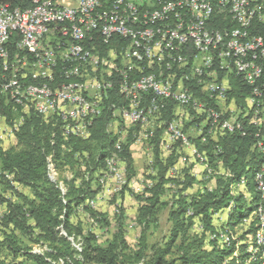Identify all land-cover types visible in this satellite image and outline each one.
Returning <instances> with one entry per match:
<instances>
[{
  "label": "trees",
  "instance_id": "1",
  "mask_svg": "<svg viewBox=\"0 0 264 264\" xmlns=\"http://www.w3.org/2000/svg\"><path fill=\"white\" fill-rule=\"evenodd\" d=\"M6 1L12 5H27L26 0ZM212 25L219 27L222 26V22L218 21ZM253 26V29L258 30L259 33H264V24L254 23ZM56 32L58 31L49 32V35L53 34L50 37H55ZM99 35L98 31H93L91 37L86 38L82 45L91 51L92 55L98 56L100 59L104 57L108 62L110 61L108 54L111 50L120 52L122 46L128 43V39L121 37H112L104 41L103 37ZM18 40L19 35L13 32L6 42L5 46L9 45L10 49L7 50L8 56L10 55L8 62L12 60L11 52L17 51ZM188 46L184 47L185 50L184 48L180 49V53L179 51L175 52V55L179 53L183 57L186 56L184 60L187 58V65L185 63L179 69L174 67L167 70L163 63L161 65L156 62H139L133 59V64L139 62L137 64L139 67L134 66L139 68L138 70L124 68V61L120 59L116 60L114 68L125 70L130 79L139 77L141 72L143 75L160 71L166 73L165 77L170 73V77H174L173 79L177 83L181 76L189 74V69H191L196 56L195 49L193 47L190 49L191 45L189 48ZM188 49L190 50L188 51ZM64 63L62 60H57L56 63L54 76L58 83L64 82L63 77L59 76L61 70L68 64V62ZM103 67L90 68L88 73L92 74L95 70V75L100 76ZM211 69L217 73L219 82L222 78L226 79L229 86L226 91L228 97L234 98L240 103H243L245 99L247 101L251 89L248 84H244L234 74L226 75V70L219 69L218 65H213ZM103 71L106 72L107 69ZM109 72L111 74L103 73L104 81L110 83L109 87L104 89L99 96L92 97L101 104H99V113L92 119L85 136L65 134L60 119L55 116L40 115L33 109V111L22 113L18 119L21 121L18 129L14 131L15 145L3 148L0 140L1 191L10 190L14 197L12 201L6 202L7 212L2 218L4 232L0 238V246L11 250L19 258V260L10 262H5L0 258V264H244L248 258L245 245L236 246L233 242L230 246L225 247L215 240L208 239L209 234L226 224L233 226L234 223H241L253 208L251 201L247 208L241 210L243 198L238 195L234 198L236 206L229 213L226 222L219 228L213 225V215L222 211L230 199V185L242 178L251 181L263 162L261 153L256 147L257 142L261 140L260 126L247 121L244 117H236L235 122L240 123V130L245 135L235 131H228V133L218 131L214 138L205 132L192 139L188 136L196 147L197 153L205 158L206 171L212 173L213 165L218 163L217 160H220L223 171L214 175L213 188L188 195L185 192L191 188L194 176L190 173L189 167L182 169L180 178L183 180L180 182V188L168 213V219L171 222L169 235L164 243L158 242L149 246L146 242L144 230L149 223L156 220L158 208L166 204L160 200V197L164 192V184L171 181L172 177L168 174L177 162L178 150L181 146L180 141H175L171 144L169 154L165 157L161 156V148L164 144L162 135L168 123L174 120L176 107L179 106L170 98L157 100V112L148 126V129L153 128L152 135L151 130L145 131L148 132L146 140L151 146L153 157L150 169L154 172L153 175H148V178L154 179V183L145 189L147 195L141 199L143 204L138 208L137 222L141 225V234L137 245L134 248L129 247L124 238L121 223H118L109 239L103 243H97L96 237L91 231L84 230L79 227V224L74 225L70 221L76 208L82 206L86 200L96 194L97 186H94L93 182L98 174L105 169L106 158L111 152L115 153L119 162L123 164L127 181L134 176L133 157L130 152L134 135L129 133L126 141L121 144L118 143L116 136L110 130V125L117 120L116 111L127 110L130 102L119 88L121 79L118 76L119 73H116L112 68L109 69ZM201 79V83L197 81V78H183L181 81L183 86L187 87L194 96L204 101L207 106H212L213 101L203 91L202 86L208 78L203 75ZM39 81L30 77L27 79V82L33 84ZM3 95L5 94L0 92V116L4 117L5 123L11 127L15 122L13 108L20 109L23 106L6 103ZM148 95L150 93L142 95L146 98L141 99V107L149 106L151 96ZM263 103L264 92L261 105ZM179 107L185 110L187 115L193 114L187 107ZM226 117H228L227 114L220 118L227 119ZM157 119L162 121L160 126L157 123V125L154 124ZM191 119L201 123L205 118L202 114L196 113ZM257 119L258 121L262 120V112L259 113ZM135 124V130L143 126L139 122ZM209 124L210 122L206 120L203 130L207 129ZM183 131L186 133V124ZM116 144L117 147L114 148ZM54 172L62 173L60 176L61 185L54 181ZM10 176L18 186L27 188L30 193L25 194L12 187L6 179ZM0 199L5 201L1 195ZM82 208L87 210L96 221L102 220L100 214L92 211L88 206ZM188 212L191 214L189 215ZM117 216L120 222L123 218L121 210L117 212ZM195 221L202 226L200 233H194L191 230ZM9 227L18 230L21 234L35 235L36 239L46 243V248L36 251L19 245L14 233L6 232ZM252 230L253 226L251 225L246 232L240 235V239Z\"/></svg>",
  "mask_w": 264,
  "mask_h": 264
},
{
  "label": "bare ground",
  "instance_id": "2",
  "mask_svg": "<svg viewBox=\"0 0 264 264\" xmlns=\"http://www.w3.org/2000/svg\"><path fill=\"white\" fill-rule=\"evenodd\" d=\"M51 1L53 0H26L27 5L21 6L12 5L6 0H0V27L4 28V30L0 32V50L6 47L5 45L9 36L15 32L19 35L16 49L18 51V57L21 60L20 63L8 66L12 61L8 62L10 56H8V51L4 50L0 53V74L6 70L8 73V76L0 77V92L10 96H20L23 95L24 92L27 93V96H22L13 101L15 105L23 106V108L30 105V100H39L42 105H50L51 95L88 96V87L90 85L94 87L95 93L91 94L92 100L82 99V106L84 108H93V101H97L92 97L99 96L110 84L104 81L103 73L105 71H103V69L100 72V76H96L95 70H93V73L90 75L92 77L89 79L85 78L89 74L88 69L109 65L106 58L101 57L102 59H95V57L98 56L92 55V52L85 49L82 45V42L86 38L91 37L93 31H98L104 41L112 37L128 39L127 45H123L124 47L122 46L121 48L120 54L122 53V56L119 54L120 58L122 57L120 59L121 61H123L124 51L130 50V57L135 61L163 63L167 70H171L174 67L179 69L183 67V64H185L187 60V58L184 60L186 56L183 57L179 54L181 51L180 49L191 45L190 49L193 47L195 51L199 48L209 49V56L213 57V59H217L225 69L237 70L239 67L240 71L257 72L262 71L264 67V48L254 52L253 61H251V63L242 62L240 57L231 55L233 45H252L264 40V33H259L258 30L253 29L255 26H253L254 23L264 24V0H229L232 3H236L230 6L226 4L228 0H148V5H142V7L130 6L136 5V0H109V2H107V0L106 5L102 4V0H94L97 1L93 4V12L96 15H115L122 17L121 20H117L116 24H105V19H97V25L92 29H87V22H80V30H83V34L79 37L67 35V39L64 38V34L60 30H57L58 32H56L57 34L55 33V37H50L55 30H49V32H52L49 35V39L57 46V50H54V57H63L64 52L65 58L59 59H55L52 53H45V51L38 50V44H26L30 43L29 35H34L36 23L45 24L47 23V17L57 16V7L61 9L71 8V1L56 0V3H51ZM260 3L261 6H263L262 10L255 12ZM190 5L203 6L207 13L206 18L200 20L197 18V13L195 12L184 13V18L160 15L168 9L177 7L178 9H187ZM143 12L150 15L147 16L143 14ZM241 16L242 19H240ZM30 19H32V21H30ZM218 21L222 22V26L218 27L212 25V23ZM67 23H74V16H67ZM181 26H183L184 31H178V33L171 32V30H175L177 27ZM21 31L27 33H22ZM185 32L197 33L195 37H190V39H188L185 38ZM210 37H213V42L204 41V39ZM177 41L179 48H177ZM137 44L143 45V49H133ZM157 47L162 49V55H158L157 58L149 61L151 50H156ZM190 49H188V51ZM177 51H179V53L175 55ZM57 60H62V63L68 62L66 67L59 73V76L63 77L64 82L58 83L54 76ZM193 61L191 67L200 65L199 56L196 55ZM139 62H137V64H139ZM137 64H134V66H138ZM185 65H187V63ZM218 67L221 69L220 65H218ZM110 68L114 69L116 73H119L118 76L121 77V79L119 78L121 93H124L125 88L128 86H135L137 87V95L142 96L144 93H150V87H148L150 84L153 86H165V81H169L167 77H170V73L165 77L162 76L163 74L159 71V73H148L143 75L141 72L139 77L130 79L125 70L115 69L114 63L112 62H110L109 69ZM211 68L212 66L207 69H189V74L180 75L181 78H179L177 83L175 82L176 80L174 81V79H172L173 86L169 87V90L153 91L149 101L150 104L146 108L140 106L141 96H125L134 109L131 111H127L128 109L123 110V112L135 111L136 113H143V117L139 119L138 122H145L149 116L151 117L157 112V100L170 98L177 104L183 105L188 109L191 108L200 115L202 114L209 122L210 117L218 116V118L221 119L220 117L223 115L222 111H218L212 106H207L204 101L194 96L187 87L183 86L181 81L183 78H197V81L201 83V76L210 73L217 78V73ZM105 73L111 74L107 71ZM227 74H234L236 76L233 71H226V75ZM45 76H47V78ZM29 77L40 81L36 84L29 83L27 82ZM241 81L244 83L243 80ZM219 83L223 88L221 90V97H225L229 86L226 82ZM208 92L211 97L214 96L213 91ZM262 97L263 92L250 89L246 104L260 106ZM57 108H65V101H57ZM33 109L40 115L51 116L45 115L43 107H33ZM98 113L99 104L98 111L95 112L93 118ZM259 113L260 112L253 113L254 121H258L257 117ZM144 117L146 118L144 119ZM93 118L89 119V113H78V120L89 121L86 125H75V133L66 131V128L63 127L65 134L85 136ZM221 120L224 121L225 124H234V120H231L230 117ZM62 121H71V114H62ZM130 121L136 122L135 120ZM237 122L238 121L235 122V126L238 128L240 123L238 124ZM169 124L174 128L172 121L168 123V125ZM7 128H9V131H7L11 132V127L7 126ZM238 129H241V127ZM176 131H179V129ZM184 141L186 142V140H183V142ZM260 141L257 142L256 147L260 151V155L264 162L263 145H259ZM115 147H117V144L114 148ZM111 153L107 156L105 161V168H107L108 173H113V171L110 170L112 166L110 161L113 162L118 160L115 153L112 155ZM263 162L260 164L254 178H259V170L263 168ZM114 171H117L118 176H124L123 170H118V168L116 170L114 167Z\"/></svg>",
  "mask_w": 264,
  "mask_h": 264
},
{
  "label": "built area",
  "instance_id": "3",
  "mask_svg": "<svg viewBox=\"0 0 264 264\" xmlns=\"http://www.w3.org/2000/svg\"><path fill=\"white\" fill-rule=\"evenodd\" d=\"M71 1V8L69 9H61L58 8L57 16H49L47 17V23L38 24L36 23V28H34V35L30 36V43L28 44H38V50L45 51V53H52L54 57V50H57V46L53 41L49 39V30H60L64 34V38L67 39V35H75L79 37L83 34V30H80V22H87V29H92L97 25V19H105V24H116L117 20H121L122 17H118L115 15H96L93 12V4L94 0H66ZM51 3H56V0L51 1ZM227 6L234 5L236 3H232L228 0L226 2ZM142 5H148V0H136V5H130L133 7H142ZM263 6L261 3L255 12L261 11ZM186 12H195L197 13V18L203 20L206 18L205 8L203 6H191L187 9H168L164 13L160 15H170L174 16V18H184V13ZM145 14V12H143ZM150 15V14H145ZM67 16H74V23H67ZM242 19V16L241 18ZM32 21V19H30ZM4 28L0 27V32H2ZM18 30V29H15ZM20 31V30H19ZM178 31H184L183 26L177 27L175 30H171V32L178 33ZM22 32V31H21ZM27 33V32H22ZM197 32H185V38L190 39V37H195ZM204 41L213 42V37L204 39ZM177 48L178 41H177ZM264 48V40H261L258 43L252 45H233L231 49V55L238 56L242 59V62H250L253 61L254 52L261 50ZM133 49H143V45L137 44ZM4 50H10L9 45H7L3 50H0V53ZM12 61L11 64L20 63L21 60L18 57V51H12ZM158 55H162V49L158 47L156 50H151V57H149V61L157 58ZM196 55L200 58V65L192 66L191 69H207L213 65H220L221 69L226 71H233L236 76H238L244 83H247L248 86H251L252 90H256L257 92H264V70L257 72H249V71H240L239 67L237 70H229L225 69L222 64H220L216 59L209 56V49H196ZM55 59L65 58L64 52L63 57H54ZM98 57H95V59ZM124 68H133L138 70L139 68L134 67L132 63V58L130 57V50L124 51ZM107 72H109V66L106 67ZM119 69V68H118ZM38 74V73H37ZM1 76H8L7 70L0 74ZM47 78V76H45ZM172 85V77L169 81H165V86H153L150 87V95L152 96L153 91H162L169 90V87ZM203 88L206 91H213L214 96L219 99V106H224L225 110L229 116L234 117V124H225L224 121L218 118V116L210 117V124L208 128V135L214 133L218 134V131H235L238 134H243L240 129L235 126V118L236 117H244L247 121L257 124L260 126V134L261 141L259 145H263V154H264V103L261 106H252L250 104H245L244 109H236L227 105L225 103V98L221 97V90L223 89L221 84L217 82V78L208 81V83H204ZM98 88V87H95ZM123 95L125 96H141L137 95V87L128 86L125 88ZM22 96H27V93H23L20 96H10L3 95L6 103H11L13 105L14 99L20 98ZM51 104L50 105H42L39 100H30V106L27 108H20L22 113H27L29 110L33 111V107H43L45 111V115L55 116L62 122V126L66 128V131L75 133V125H86L89 120H78V113H89V119L93 118L96 111H98L99 102L93 101V108H84L82 106V99H91V91L88 92V96H76V95H51ZM142 99H145L146 96H141ZM57 101H65V108H57ZM156 108V107H154ZM119 116L124 120H135L138 122L139 119L143 117V113L133 112H123L118 111ZM254 112H262V120L254 121L253 113ZM62 114H71V121H62ZM179 115L183 116L182 110L179 111ZM20 121L17 120L11 125V136L14 135V131L18 129L20 126ZM152 129L151 135H152ZM165 136H167V140H170L173 144L175 141H182L183 146V136L182 131H176L169 124L165 127L164 131ZM245 135V134H243ZM4 139V128H0V140ZM219 150V149H218ZM10 185L17 188L16 182L13 180L12 176L6 178ZM99 185L97 186L96 194L90 198V201L98 200L106 196L107 192L111 195L117 192L121 186H123L127 179L126 178H106L101 176L98 178ZM108 181L113 183V187L109 188ZM251 185V188H249ZM1 187V183H0ZM100 187V188H99ZM0 195L5 199V201L0 199V231L4 229L2 224V218L7 212V201H12L14 199L13 194L10 190L6 192H2L0 188ZM238 195H241L243 199L249 198V202L252 201V210L248 213V215L242 220L241 223H236L237 226H244L245 230L236 234V226H226L217 229L214 233L209 234L210 240H215L217 243L228 247L233 242H235L236 246L240 244L246 246L245 252L248 254V258L246 259L244 264L254 263V264H264V162L263 168L259 170V178H252L251 181L246 178H242L241 180L234 182L230 185L229 196L230 199L227 203V206L222 210L230 213L234 210L236 203L234 198ZM221 212V211H220ZM220 212L215 213L214 215H219ZM190 215L191 212H188ZM253 226V230L249 233H246L244 238L240 239V235L243 232H246L250 226Z\"/></svg>",
  "mask_w": 264,
  "mask_h": 264
},
{
  "label": "rangeland",
  "instance_id": "4",
  "mask_svg": "<svg viewBox=\"0 0 264 264\" xmlns=\"http://www.w3.org/2000/svg\"><path fill=\"white\" fill-rule=\"evenodd\" d=\"M107 0H102V4L106 5ZM221 19V17H220ZM110 51L108 54V57L110 58V61L108 62V66H110V62L115 63L116 60L121 59L120 55L122 56V53L120 52H114ZM120 54V55H119ZM107 67V66H106ZM105 67V68H106ZM104 68V69H105ZM103 69V68H102ZM103 69V70H104ZM163 75L166 73L161 72ZM91 74H88L85 78L89 79L92 76ZM207 78L204 83H208V81L215 79L216 77L214 75L207 74ZM171 78V77H167ZM173 79V77H172ZM221 80H224L226 82L225 78H222ZM224 83L223 81H221ZM179 83V82H178ZM227 83V82H226ZM88 91H91V94L95 93V89L93 86L88 87ZM205 91V89H204ZM208 91H206L207 93ZM210 100L213 101V105L218 111H222L223 116L227 114L228 117L232 120H234L233 116H229L227 113V110H225L224 106H219V99L216 98V96H212V98L207 93ZM225 103L227 105H230L231 107H234L236 109H244V105L246 104V99L243 103L238 102L234 98H230L227 95L224 97ZM208 103V102H207ZM179 106H183L178 104ZM176 107L175 111V117L174 120H172L173 127L175 130L182 131V136L186 142L182 141L181 146L178 150V159L175 165L170 170L168 176L172 177L170 178L171 181L164 184V192L160 197V200L162 202H165L166 204L163 206H160L156 213V220L154 222H151L148 224L146 229L144 230L145 239L149 246H151L154 243H164L169 235V230L171 227V222L168 219V213L170 211L171 205L173 201L176 198V194L178 189L180 188V182H182L183 178L181 177L180 171L186 167L190 168V173L194 176V181L185 194H194L197 191H202L204 189L210 190L214 187V175L219 174L223 171V168L220 166V160H217L218 163L213 165V169L211 170L212 173H208V170L206 171L205 168V158L203 156H200L199 153H197L196 147L193 145V143L190 141L192 138H196L197 135H202L203 132L208 134V128L203 130V126L205 125L206 118L203 119L201 123L195 122L194 119H191L193 117V114H196L195 110H192L190 108L189 111H192L193 114H188L183 110L181 107ZM185 107V106H184ZM133 106L130 104L127 111L133 110ZM182 110L183 116L179 115V111ZM13 117L15 118V121H17L20 116L22 115V111L20 109H14L13 108ZM226 111V112H225ZM117 120L114 121L110 125V130L112 133L116 136V139L118 143L123 144L126 141L127 135L133 134L134 139L130 148V152L133 157V171L134 176L133 178H130L129 181H126V183L121 186V188L113 193L112 195L110 193H106L107 195L104 196L101 199L90 201V199L86 200L85 203L82 206H79L76 208V210L73 212V214L70 217V221L77 225L79 224V227H82L84 230L91 231L95 237L97 243H103L106 239H109L114 229L117 228L118 223H121V228L123 230L124 238L129 245L130 248H134L139 240L140 232H141V225L137 222V214H138V208L140 207L143 202L141 199H143L146 194V188H149L151 184L154 183V179L148 178V175H153V170L150 169V164L152 162V151L151 146L148 144V140L146 138L148 137V132H145L148 129V126L150 125V122L153 120V116H149L145 122H139L143 126L138 128L137 130L134 129L135 123L130 120H124L119 116V112L116 111ZM146 117H144L145 119ZM193 120V121H192ZM190 121V123H188ZM158 124L160 126L162 124V121L155 120L154 124ZM156 124V125H157ZM186 124V133L183 131V127ZM155 125V126H156ZM7 124L5 123L4 117L0 116V128H4V139L1 140V144L3 148H8L13 145H15L16 139L14 135L11 136V132L9 131V128H7ZM181 129V130H180ZM8 130V131H7ZM7 131V132H5ZM189 136V138H188ZM211 138L215 137V134L212 133L209 135ZM163 142L161 148V156L165 157L169 154L171 149V141L167 140V136L163 133ZM203 140V139H202ZM179 146V145H178ZM113 153H111L112 155ZM110 155V156H111ZM110 161V160H109ZM111 162V168L110 170L113 171V173H108L107 168H105L101 173L98 174L96 180H94L93 185L98 186L99 181L98 178H101V176H104L106 178H126L125 173L124 176H118L117 171H114V167L118 168V170H123L124 172V166L119 160L110 161ZM116 164V165H115ZM118 165V166H117ZM205 169V170H204ZM210 170V169H209ZM206 171V172H205ZM106 172V174H105ZM70 174L69 172H67ZM62 173H53V179L55 182H58L61 185V178L60 176ZM1 183V182H0ZM109 185L108 187H113V183L111 181H108ZM2 185V184H1ZM2 188V187H0ZM17 188L21 190L25 194H29V190L27 188H23L17 185ZM100 188V187H99ZM160 202L158 203V205ZM249 198L243 199V202L241 203V210L244 208H247L249 206ZM83 206H88L92 211L100 214V217H102L101 221H96V219L92 218L89 215V212L86 210H83ZM122 211V219L119 222L117 212ZM229 216V213L224 211H221L219 215H213V225L216 228L221 227L223 225L227 218ZM236 226V234L240 233L245 230V227L237 226L236 223H234ZM192 232L194 233H200L202 230V226L199 222L195 221L194 226L191 228ZM2 232H4V229L0 231V238H2ZM6 232H13L14 236L18 242L19 245L23 247H29L32 248V250L36 251H42L46 248V243H44L41 240H38L35 238V235L29 236L28 234H21L18 230L12 229L11 227L6 229ZM209 239V237H208ZM236 254V253H235ZM0 258L4 260L5 262H10L13 260H19L18 256H15L11 250L6 249L3 246H0Z\"/></svg>",
  "mask_w": 264,
  "mask_h": 264
}]
</instances>
